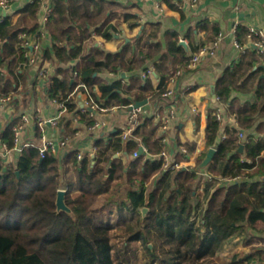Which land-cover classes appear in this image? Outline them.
Segmentation results:
<instances>
[{
	"label": "trees",
	"instance_id": "16d2710c",
	"mask_svg": "<svg viewBox=\"0 0 264 264\" xmlns=\"http://www.w3.org/2000/svg\"><path fill=\"white\" fill-rule=\"evenodd\" d=\"M42 5V0H34L21 10L16 23L9 18L0 22V97L11 95L13 100L17 95L20 71L27 62L19 35L32 32L41 36L37 20ZM51 5L47 26L53 45L44 52V59L59 66L47 94L51 100L64 102L68 113L78 110L71 94L81 83L106 108L128 110L132 103L157 102L169 78L190 59V51L174 32L165 34L166 51L158 42L145 44L140 55H135L128 42L116 53L93 44L86 53L84 46L94 35L111 40L118 33L117 25L110 23L107 15L112 5L105 0H51ZM208 25L198 30L209 29ZM219 34L215 28L210 39L215 40ZM242 35L247 38L248 30L241 29L238 41ZM191 45L192 52L200 49L198 43ZM159 56L171 63L172 70L162 71L167 63L158 66L160 83L154 86L150 79L143 80L139 71H147V62ZM78 58L81 61L74 68L77 77L60 67ZM262 64L264 53L257 49L246 52L216 87L217 98L228 104L243 129L253 128L257 117L264 118ZM103 71L112 75L124 72L130 78L128 82L118 79L108 83L99 80L98 74ZM95 84L103 101L94 93ZM234 91L255 92L257 100L237 103L232 100ZM141 120L128 141L122 140L120 131L108 140L99 139L94 158L78 160L79 153H69L64 165L53 154L41 158L33 146L25 148L11 167L0 163V264H237L244 258L238 253L224 256L222 251L235 236L250 234L245 223L261 233L260 237L264 232L258 226V222L264 223V138L249 140L240 153L238 131L228 129L226 139H220L221 125L210 114L206 143L216 147L217 153L208 170L229 179L247 178L231 187L221 186L213 178L200 193L196 171L163 172L161 161L152 162L144 155L129 167L115 158L125 152L132 156L139 152L140 144L150 156L161 153L164 145L158 137L159 124L153 116ZM13 140L12 126L3 141L13 147ZM261 158L258 168L250 173ZM254 174L263 175L260 182H248L255 179ZM154 179L156 183L146 199V184ZM63 186L71 213L57 208L58 191ZM145 208L148 211L143 217ZM138 250L143 251V257Z\"/></svg>",
	"mask_w": 264,
	"mask_h": 264
},
{
	"label": "crops",
	"instance_id": "0c3cea01",
	"mask_svg": "<svg viewBox=\"0 0 264 264\" xmlns=\"http://www.w3.org/2000/svg\"><path fill=\"white\" fill-rule=\"evenodd\" d=\"M33 1L12 0L10 9L7 12L0 9V18H9L13 23H16L21 15V10ZM42 1L43 3L51 4V0ZM105 1L112 5L107 15L110 23L117 25L118 33L111 40H106L101 35H94L91 39L92 41L87 42L84 46V52L86 53L91 51L92 44L101 50L116 53L128 42H130L135 55H140V49L146 46L145 44L158 42L162 43L166 51L167 41L165 34L174 32L178 34V38L186 40V47L182 43L181 45L190 51L191 57L192 54L200 52L203 48L201 45L205 44V47L211 46L218 36H216L215 40L210 39L213 30L215 28L219 29L223 39L215 55H204L199 66L196 69L185 71L175 86L173 101L177 107V113L170 129L166 132L168 137L167 150L178 162H181V171H196L199 182L198 192L200 193L203 192L205 183L212 181L213 178H216L221 186L231 187L239 185L242 179H229L220 174H213L208 170L210 165L202 169H199V166L209 150L213 148V146L211 147L206 143V131L209 115H213L218 109H221L224 113V121L219 131L220 139L223 134H226L228 129L232 128L236 129L238 133L244 134L243 138L239 137L243 145L249 140L257 141L264 138V118L260 119V117H257L258 121L253 128L243 129L240 127L236 117L231 114L228 104L219 99L217 100V96L214 99L218 82L228 71L233 70L239 64L241 57L244 55L235 46V41L239 39L238 36L241 33V29L245 28L248 30L251 25L264 29V0H198L197 2L193 0ZM42 16L41 8L37 20L39 32L42 31V24L44 25ZM47 24L44 25L45 36L37 37V42L44 52L52 49L53 45V38L49 33ZM205 24H209V29L198 30L199 26H205ZM236 24L240 26V31L234 33L233 30ZM141 36H144L142 41L139 40ZM147 38L149 39L147 40ZM239 41L242 44H251L244 35L241 36ZM194 43L200 45V49L197 52L191 51L193 50V45L191 44ZM254 50L256 49L249 48L246 52H253ZM79 61L81 60L78 58L67 64H60V67L74 72V68ZM44 62L49 68V79H43L40 76L39 70L43 62L32 64L27 61L20 71L22 78L20 79L17 95L7 108H3L0 111V151H3L6 144L3 141L6 130L14 126L20 113L24 112L31 118L29 126L21 136L24 142L39 140L41 136V131H39L40 128L38 127L39 120L49 121L57 115L58 106L48 97L47 92L55 82L57 76L56 67L59 64L57 65L56 62L45 59ZM164 63L167 64L164 66L166 67L165 71H162L164 73L166 71L170 72L172 65L162 56H159L154 61L147 62V69L151 70V74L146 79H150L154 86H158L160 83V75L156 71L157 67L161 68ZM144 72L146 71H139V74L143 80H146L142 76ZM98 77L99 80L108 83H113L118 79H125L128 82L130 78L124 72L120 75H112L106 71L98 74ZM93 90L96 97L103 101L100 98L102 92L98 84L94 85ZM232 97V100L240 104H252L257 100L255 92L234 91ZM72 98L78 104L77 112L75 114H66L56 125L47 124L45 135L48 139L57 141L68 137L67 148L64 150L65 155L67 153H81L88 156L92 153L99 139H110L112 133L119 132L125 126L128 120V110L117 107L108 112H99L97 118L105 121L107 126L93 131L88 127V117L81 112L86 100L84 88L76 87L72 93ZM160 102V100L157 102L148 101L145 109L152 112L154 107H157ZM194 109L198 112L194 113ZM165 112V109H161L163 115ZM155 123H157L156 119ZM183 148L187 150V153L183 152ZM60 155V159L63 161L65 155H63V152ZM144 156L145 159L152 162L157 161L156 156ZM118 157L124 161L127 167L136 159L134 154L129 156L126 152L119 154ZM18 158L19 156L17 155H9L10 162L14 164L17 163ZM262 158H264V153ZM262 158L257 161L256 166L253 167L250 173L255 172ZM63 163L65 165L64 161ZM92 166H94V161ZM261 178H263V175L259 174L255 175V179L247 180L250 183H254L260 182ZM156 180L154 179V184ZM62 188L66 190V186L61 187L60 190ZM146 199H149V192H146ZM243 225H245L246 230L250 234L245 236L246 238L242 236L235 237L230 243L237 242L240 237L244 243L243 247L239 246L238 249L247 250L249 249L248 247H253V252H251L252 254L244 255V258L239 260L237 264H264V232H262L260 237L261 233L255 231L249 224L245 223ZM263 225L264 223L258 222L260 228H264Z\"/></svg>",
	"mask_w": 264,
	"mask_h": 264
},
{
	"label": "built area",
	"instance_id": "2783aa9c",
	"mask_svg": "<svg viewBox=\"0 0 264 264\" xmlns=\"http://www.w3.org/2000/svg\"><path fill=\"white\" fill-rule=\"evenodd\" d=\"M12 0H0V9L5 10L6 12L10 9ZM194 2H197L198 0H193ZM42 22L47 24L49 21L50 14L52 12V6L49 3H43L42 5ZM4 19L0 18V22H2ZM44 25L42 24V31L39 32L41 36H45V29ZM240 31V26L236 24L234 26V33H237ZM38 36L35 35L32 32H23L19 35L22 47L24 48V55L27 61L34 64H39L41 62L42 65L40 66V76L43 79H49V68L44 62V50H42L40 44L37 42ZM223 39V35L219 34L217 36V39L215 42L209 46V47H203L200 52L193 54L190 59L188 60V63L186 66L181 67L175 71V73L169 78L167 82V89L163 94L160 96V104L157 105V107H154L152 112H149L145 107H139L136 109L130 110V108L134 107L135 103H132L130 105V108L128 109V120L120 130V136L123 141H128L132 138L134 132L136 131L137 127L141 125L142 118L144 117H150L153 116L157 123L159 124V138L161 140V143L164 145L163 150L159 155L156 156V159L158 161L162 162V171H174V172H180L182 170V164L181 162H178L172 155L169 154L167 150V144H168V137L166 136V132L170 129L172 121L176 117L177 113V107L173 101L175 97V86L178 83L179 78L184 74L185 71L188 69H196L201 59L204 55H215L216 50L220 46V42ZM247 40L251 44H242L238 40L235 41L236 48L244 54L249 48H253L259 50L260 52L264 53V29L259 26H249L248 27V35ZM180 42L186 44V40L184 38H180ZM151 74V70H148L142 74L143 78L146 79L148 75ZM74 77L78 76L77 72H73ZM83 87L86 100L84 103V106L81 109V112L84 114H87L88 120L92 121V124H90L88 127L90 130H96L100 128H105L107 126V123L103 120H100L97 118V114L99 112H108L111 111L117 107L114 108H106L103 106H100V104L92 97L90 90L88 87L84 84H79L77 87ZM72 96V94H71ZM218 100V98H217ZM53 103H55L58 106V112L57 115L47 120H39L38 127L41 131V136L39 140L36 141H22L21 136L23 132H25L26 128L29 126L31 122V118L29 115L25 114L24 112L20 113L17 122L13 126V134H14V140H13V147H8L6 144L4 145L3 151H0V163L6 167H11L14 163L10 162L9 155H17L20 156L23 152V150L27 147H37L39 150V155L41 158H45L48 154H53L58 158H61V152L64 154V150L67 148V142L68 137L61 139V140H52L48 139L45 135V129L47 124H58L59 121L68 114V108L64 102H60L57 100H52ZM12 102V96H4L0 97V111L3 108H7ZM161 109H165V114L163 115L161 113ZM194 113H197L198 111L196 109L193 110ZM216 121L219 122L220 125L223 124L224 121V113L221 109H218L216 113L213 114ZM233 129V128H232ZM239 137L243 138L244 134L239 133ZM221 139H226V134H223L221 136ZM108 140V139H106ZM140 148L143 149L144 155H148L147 149L144 145L140 144ZM68 152V151H67ZM97 152L96 146H94V149L91 154H89V157L93 156L95 157V154ZM183 152L187 153V150L183 148ZM68 155V153L66 154ZM65 155V156H66ZM139 152L134 153V157H139ZM64 156V157H65ZM85 155L79 153L78 154V160H82ZM63 157V156H62ZM244 160V159H243ZM245 161V160H244ZM247 176L239 177L237 180L245 179ZM154 184V182H152ZM146 192L149 191V184L146 186ZM236 240V239H234Z\"/></svg>",
	"mask_w": 264,
	"mask_h": 264
},
{
	"label": "water",
	"instance_id": "95a60500",
	"mask_svg": "<svg viewBox=\"0 0 264 264\" xmlns=\"http://www.w3.org/2000/svg\"><path fill=\"white\" fill-rule=\"evenodd\" d=\"M182 44L186 47V45L184 43H182ZM261 67L264 69V64H262ZM261 78L264 79V73L261 75ZM215 98H216V95H214V99ZM147 104H148V100H144V101H141V102H136L134 104V107L133 108H130V110L136 109V108H139V107H145V106H147ZM219 143L220 142H218L216 144V146H218ZM243 149H244V145L242 144L240 146L239 151L242 153L243 152ZM216 153H217L216 147L211 148L209 150L207 156L205 157V159L203 160V162L199 166V169L208 167L212 163V161H213ZM139 154L140 155L145 154L143 152V149L142 148H140ZM117 157H118V155L115 156V158H117ZM93 158H94V156H93ZM17 175L18 176L20 175V172L19 171H17ZM65 198H66V190H59L58 191V196H57V208H58V211H65V212L71 213V209L67 206L66 201H65ZM147 211H148L147 208L143 209V216L144 217L146 216ZM151 247H152V245H151Z\"/></svg>",
	"mask_w": 264,
	"mask_h": 264
},
{
	"label": "rangeland",
	"instance_id": "374dc122",
	"mask_svg": "<svg viewBox=\"0 0 264 264\" xmlns=\"http://www.w3.org/2000/svg\"><path fill=\"white\" fill-rule=\"evenodd\" d=\"M148 184H150L149 185V191L151 192V190H153L152 188H153V184L150 182V183H148ZM65 188H62V190H64ZM150 192H149V194H150ZM144 217V216H143ZM236 237V236H235ZM238 237V236H237ZM242 237H245V236H242ZM246 238V237H245ZM243 243H244V241H243V239L241 238L240 239V237H239V239H237V242H235V243H227L226 245H225V247H224V249H223V251H222V254L224 255V256H226V255H231L232 253H238V254H240V256H244V255H246V254H252L251 252H253V247H248L249 249H238V247L239 246H242L243 245ZM152 246H153V244H151ZM243 247V246H242ZM138 254H139V256L140 257H143V251H141V250H138ZM261 256V255H260Z\"/></svg>",
	"mask_w": 264,
	"mask_h": 264
}]
</instances>
